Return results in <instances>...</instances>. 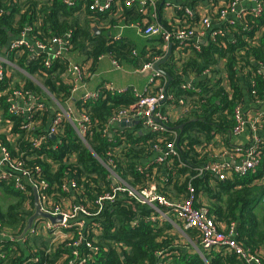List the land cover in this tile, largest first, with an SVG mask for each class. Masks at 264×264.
<instances>
[{"label": "trees", "instance_id": "1", "mask_svg": "<svg viewBox=\"0 0 264 264\" xmlns=\"http://www.w3.org/2000/svg\"><path fill=\"white\" fill-rule=\"evenodd\" d=\"M72 1L0 0V56L11 62L4 65L6 74L0 79V126L5 127L0 132V143L13 160L23 162L22 168L30 171L33 181L47 184L45 192L54 205L74 204V193L90 212L98 211L97 198L112 189L109 159L114 161L122 180L137 190L155 183L161 195L183 200L188 187L193 186L195 205L206 206L222 232L234 228L235 241L258 255L264 264V139L261 138L257 172L235 174L226 180L209 172L199 173V168L223 148L231 149V132L236 125L234 111L237 106L246 108L245 94L251 111L264 108L255 104L264 101V73L260 72L264 66V6L259 14L247 13L237 23L221 28L222 34L206 45L194 39L180 54L172 51L161 65L168 76L162 74L160 86H152L149 93L156 94L162 88L177 98L174 103L166 100L165 108L171 106L175 112L182 107L189 109L184 117L170 119L166 130L151 133L141 123L121 127L111 121L118 111L130 109L137 102L134 86L122 93L100 86L97 98L84 101L71 92L65 74L71 62L91 61L85 74L93 72L99 58L106 54L119 66L135 72L163 57L162 49L136 53L131 42L114 40L107 31L119 24L142 27L146 18L151 24L162 11L161 2L166 0H155L144 7L138 0L130 6L125 0H117L104 11L92 10L93 0ZM234 1L210 0L215 7H226ZM209 13L213 19L219 18L213 8ZM177 19L176 23L163 17L159 21L169 31L193 29L201 22V15L189 16L180 10ZM93 27L100 32L96 33ZM24 33L29 46L12 49L11 41ZM68 34L71 37L67 48L57 58L51 56L56 45L53 39H66ZM160 42L164 43L161 39ZM37 43L44 44L47 50L36 53L33 45ZM185 54V58L176 59ZM208 73L217 77H203ZM191 75L199 79L190 83L187 79ZM185 85L191 88H183ZM17 90L23 92L25 101L30 102L31 96L35 101L28 116L10 111L8 100ZM53 99L72 105L77 116L88 115L85 142L66 118L53 137L49 134L56 109ZM35 138L43 140L39 147L33 145ZM171 142L177 154L161 163H150L156 157L154 147L166 148ZM0 193L1 198L9 199L6 204L0 199V220L8 235L0 239V264H28L29 258H38L31 264H67L74 258L64 242L53 243L45 233L28 235L23 242L8 239L25 231L35 210L33 193L29 185L27 191L18 190L14 180H0ZM151 210L124 193L113 203H106L93 218L98 219L103 230L95 242L99 251L93 253L83 245L80 249L91 256L87 264H158L160 258L163 264H207L194 250L184 251L188 244L185 239L180 240L181 232L169 221L148 219ZM186 232L198 239L195 229ZM205 255L210 264H244L233 251Z\"/></svg>", "mask_w": 264, "mask_h": 264}, {"label": "built area", "instance_id": "2", "mask_svg": "<svg viewBox=\"0 0 264 264\" xmlns=\"http://www.w3.org/2000/svg\"><path fill=\"white\" fill-rule=\"evenodd\" d=\"M68 4H72V0H65ZM117 0H93L91 4L92 10H108L112 4ZM243 0H235L232 4L226 7H220V14L222 16H228L230 12L236 9V6ZM256 4L254 12L259 14L262 11L264 4L261 0H249ZM134 0H125L126 5H130ZM154 0H140V4L144 7L152 4ZM142 7V8H143ZM244 12H237L236 15L238 19H242ZM155 16V15H154ZM238 20V21H239ZM237 21V22H238ZM149 20L144 19V26L139 27L141 33L147 37L149 36H162L164 40L169 42L172 38L177 39L179 45L182 47L191 46V44L183 46L185 42L196 39L198 40V35L195 29L191 28H179L172 31L165 30L162 25L158 23H148ZM203 33L209 34L213 39L217 35L222 34V30L215 29L209 31L212 26L211 20L208 17H203L202 19ZM236 21H229L230 24H234ZM71 34L67 35L66 39L54 38L53 42L56 44L51 50L54 58H57L62 54V51L67 48ZM28 38L25 33L21 35L20 38L11 42L10 47L17 48L20 46H29ZM36 53L39 51L47 50V47L42 43H37L33 45ZM198 47V45L196 46ZM157 59V58H156ZM5 64L11 65L8 58L0 56V79L6 74ZM46 65H50V60L46 61ZM114 65L119 67L118 64L114 62ZM153 63L147 64L142 69V72L152 69ZM262 74L264 73V66L261 67ZM68 84L71 86V92L76 94V92L84 86L85 79V69L77 64L70 63L67 71ZM162 74L159 72H153L149 85L160 86L159 82ZM264 79V76H263ZM108 91L112 92H125L127 89H117L112 83H107L101 86ZM183 88L190 89V85H185ZM135 95L138 97L137 102L131 106L130 109H123L118 111L112 118V123L119 124L122 121L138 122L143 125L145 130L149 132H160L168 128L170 119L172 116L168 112L170 108H165L166 100L174 101L177 98L173 95H168L166 91L162 88L156 94L145 93L139 94L135 88H133ZM100 92L98 89L92 92H86L82 96V100L87 101L89 99H95L99 96ZM25 101L23 99V92L17 90L14 92L10 101V111L17 113H24L29 115L32 111L34 105V99ZM55 102L56 109L54 117L49 126V134L55 135L58 125L62 122L63 118L68 119L73 123L79 133L80 138L85 142L87 134V124L89 123V117L86 113H81L79 116L75 114V110L70 104H61L57 100L53 99ZM170 102V103H171ZM180 104H184L183 100H179ZM255 104L264 105V101ZM171 107V106H170ZM172 108V107H171ZM168 109V110H167ZM175 108H172L174 111ZM189 107H182L179 109L177 118H182L186 114ZM234 116L236 120V125L231 132V138H238L246 133H251V142L248 147L244 149V154L236 162L234 154L236 151L242 152V147H234L231 149L223 148L214 159L210 160L203 167L199 168V173L209 172L213 174L219 180H226L229 176L239 175L246 176L249 173L257 172V168L260 165V154H261V137L260 132L264 129V108L251 111L247 109L245 112L244 108L237 106L234 111ZM29 126V125H28ZM31 127V126H29ZM43 142L42 138H35L33 145L39 147ZM156 152V157L150 160V163H161L167 157L174 156L177 154V150L174 142L168 143L166 148L154 147ZM226 155V157H224ZM225 158H229L225 160ZM232 161V162H231ZM23 162L13 160L6 150V147L0 143V180H8L15 182V187L18 190L27 191V186L30 185L32 188L37 190L40 209L44 213H48L53 217H61L62 220L59 222H51L49 219L38 218L34 221L33 226L29 232L23 235L22 239L25 240L28 235L32 236L34 234H48L53 243H62L66 248L71 250V256H74L67 264H87V261L91 259V256L84 254L81 246H85L88 250L93 253L99 251V247L95 244L96 240L102 236L103 230L100 222L96 221L98 219H93L100 214L101 209L106 203H113L117 196L121 193L126 194V197L133 198L136 202L149 206L152 210L150 215L147 217L153 221H169L173 227L180 231L185 232L190 228H196L201 233V243L206 249L226 248L235 252L243 260L244 264H261V259L258 255L254 254L250 249L238 244L235 239L234 228H231L227 232H222L215 224L213 217L211 216L209 209L206 206L195 205V189L193 186L188 187L187 198L183 200H172L161 195L157 191L155 183H151L147 187L137 190L134 187H130L122 180V178L116 173L114 161L109 159L107 163V168L110 171V179L112 180V189L97 198V205L99 206L98 211L90 212L84 205L74 203L71 204L66 202L65 204L54 205L50 198L47 196L45 190L47 184L45 182H35L31 178V173L28 170L22 168ZM71 186L75 184L71 181ZM29 192V191H28ZM165 208V209H164ZM95 220V223H93ZM0 234L8 236L3 232L2 222L0 220ZM10 240H18V237H9ZM68 239H70L68 241ZM0 256H2L0 254ZM38 261V258H29L26 263L31 264L32 261ZM158 264H163L162 258L159 259Z\"/></svg>", "mask_w": 264, "mask_h": 264}, {"label": "crops", "instance_id": "3", "mask_svg": "<svg viewBox=\"0 0 264 264\" xmlns=\"http://www.w3.org/2000/svg\"><path fill=\"white\" fill-rule=\"evenodd\" d=\"M138 1L140 3V0H138ZM161 4L163 5L162 11H160L161 13L159 12V15L154 17V20H153L154 22H151V23L161 24L159 21V18H161V17H163V19L167 20L168 22L176 23V21L179 20V19H177L178 12L180 10H184L186 12V14L189 16H192L195 14H200L201 15V21H202L203 17H205V16L208 17L212 23V26L210 27L209 31L215 30L217 28L220 29V28H223L225 26H229V25H231L229 23V21H236L235 23H237V21L239 20L237 15H236L237 12H244L243 13V17H244L245 14L253 12L256 8V4L254 2L249 1V0H243L242 2H240L236 6V9L233 12H230L228 14V16H222L220 14V7L219 6L218 7L213 6V4L210 2V0H166L165 3L161 2ZM130 5H126V6H130ZM210 8H213V10L215 12H219V18L217 20H216V18L213 19L210 16L211 15L209 13ZM93 28H97L99 30L98 27H93ZM193 29L196 30V33L198 35L197 41L200 45H206L210 42V39H213L209 36V34H205L202 32L203 31L202 22H200L199 25H197L196 27H193ZM99 32H100V30L96 33H99ZM107 34L109 36H112L114 40H119L120 38H123L124 40L131 42L135 47L134 50L136 51V53L147 52L146 50L154 51V50H161L162 49L163 53L165 55L163 57H157V59H155L153 64H155V62H157L158 60L165 58L169 54L170 51H171V53H170V56H171L173 50H177L176 52H178V54H180L181 53L180 51L183 48H185V47H182L181 45H178L179 44L178 41L173 42L172 39L169 42H167L166 40L163 39L162 36H149V37H147V36L143 35L138 28V24H132V23L129 25L119 24L117 27L113 28L112 30L107 31ZM160 39L164 43L161 44ZM187 43H189V42H185L183 46H186ZM178 54H176V55H178ZM170 56H169V58H170ZM185 56H186V54L184 56L177 57L176 59L181 60L182 58H185ZM73 64H77L80 67H82L83 69H85V68H88L89 66H91V61L84 63V64H78V63H73ZM178 64H180V62H178ZM221 65H223V64H221ZM220 68L223 70L222 67H220ZM161 69H162V67H161ZM154 71L155 70L153 67H152V69H149V70L144 71V72H142V71H136V72L131 71L130 68H127L125 66L117 67L114 65L112 57L109 54L102 55L99 58L98 63L96 64L93 72L90 71V72L86 73V75H85L86 77H85L84 82H83L84 86H82L76 92V94H78L79 98H82V96L86 92L96 91L100 86H103L104 84H107V83H112L119 90L120 89H127V88H130L131 86H134L133 88H135L139 94L149 93L152 89L151 86L149 85V80H150V77ZM24 74L28 75V73H25V72H24ZM214 76L217 77V74L208 73L207 76L203 75V77H206V78H210V77L214 78ZM65 77L68 80L67 74H65ZM197 78L194 75H191L187 80L190 83H195V81L199 79V78L198 79ZM245 104H246V108L244 110L246 112L247 109L251 108L250 107L251 102L249 101L248 95H246V94H245ZM169 108L170 109L168 112L172 116L171 120H177L178 119L177 118L178 112H173L172 108L171 107H169ZM4 130H5V127L0 126V132H2ZM260 133H261L260 137L262 139H264V129ZM250 134L251 133L249 132V133L243 134L242 136H240L238 138H235V139L233 138L231 148H234L235 146L236 147L240 146L243 148L242 152H240V151L235 152L234 157L236 158V162L238 160H240V158L244 154V149L247 148L248 144L251 142L252 137H250ZM217 153H218V151L216 152V154ZM224 157H226V155ZM225 160L229 161V158H225ZM30 189H31V192L33 193V188L31 186H30ZM33 199H34V193H33ZM73 200H74V203L82 204V202L80 200H78V196L74 193H73ZM263 200H264V198H263ZM33 202H34V200H33ZM34 208H35V205H34ZM34 212H35V210H34ZM193 229L198 231V239L197 238L194 239L193 237L188 235L186 231L181 232L180 240L185 239L186 244H188L184 247V251L189 252L190 250H194L195 252H197L201 256V258L207 264H210L206 255H205V254H207V252L209 254H212L216 251H222V250L227 251V252L231 251V250H228L226 248H223L220 250L217 248H211V249L204 248L202 246V243H201L202 237H201L200 231L196 228H193ZM3 232H5V231H3ZM22 234L18 236V241H20V242H23L22 240H19V239H22V237H23ZM6 237H8V236H4V235L0 234L1 240L3 238H6ZM121 258L122 259L124 258L123 253L121 254Z\"/></svg>", "mask_w": 264, "mask_h": 264}, {"label": "water", "instance_id": "4", "mask_svg": "<svg viewBox=\"0 0 264 264\" xmlns=\"http://www.w3.org/2000/svg\"><path fill=\"white\" fill-rule=\"evenodd\" d=\"M94 31L95 32H98L99 30L97 29V28H94ZM5 49H7V47H5ZM170 53H171V51L169 52V54L165 57V58H163V59H161V60H158L157 62H155V64L153 65V68H154V70L156 71V72H159V73H161V74H165V75H167V73L166 72H164L162 69H161V64H163L164 62H166L167 60H168V58H169V56H170ZM168 76V75H167ZM170 78V77H169ZM134 124H138V122H130V123H127L126 121H122V122H120L119 123V126H121V127H124V126H133ZM52 137H53V135H52ZM33 193H34V205H35V212H34V214L28 219V224H27V226H26V228H25V231L23 232V234H22V236L24 235V234H26L30 229H31V227L33 226V223H34V221L36 220V219H38V218H43V219H49L51 222H59V221H61L62 220V218L61 217H53V216H51L50 214H48V213H44V212H42L41 211V209H40V204H39V199H38V194H37V190L35 189V188H33ZM21 236V237H22Z\"/></svg>", "mask_w": 264, "mask_h": 264}, {"label": "rangeland", "instance_id": "5", "mask_svg": "<svg viewBox=\"0 0 264 264\" xmlns=\"http://www.w3.org/2000/svg\"><path fill=\"white\" fill-rule=\"evenodd\" d=\"M161 25V24H160ZM25 36L27 37V35L25 34ZM20 38V37H19ZM16 39H18V38H16ZM15 38L12 40V41H14V40H16ZM11 41V42H12ZM11 198V197H10ZM0 199H4V200H6V201H4V203L6 204L7 202H8V198L6 199V198H1V193H0ZM262 202H264V201H262Z\"/></svg>", "mask_w": 264, "mask_h": 264}]
</instances>
